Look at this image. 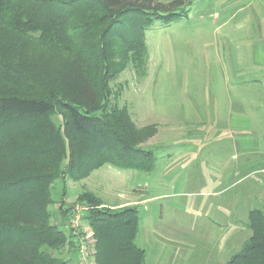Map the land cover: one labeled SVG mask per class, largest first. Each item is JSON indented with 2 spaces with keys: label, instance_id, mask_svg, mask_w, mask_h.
Masks as SVG:
<instances>
[{
  "label": "rangeland",
  "instance_id": "1",
  "mask_svg": "<svg viewBox=\"0 0 264 264\" xmlns=\"http://www.w3.org/2000/svg\"><path fill=\"white\" fill-rule=\"evenodd\" d=\"M192 1L187 16L145 30L143 75L128 65L109 83L112 103L127 110L134 127H155L138 145L153 152V170L104 165L82 180L65 177L51 186V223L65 232L60 257L68 264L79 258L95 264V239L83 221L90 208L78 202L82 194L99 199L101 209L136 208L135 243L145 264H227L251 236L249 212L264 213V70L251 63L252 46L264 45V0ZM34 51L51 67L64 58L52 48ZM238 115L251 118L253 126H235ZM52 120L62 122L58 115ZM239 134L259 138L260 151L247 164L234 157ZM216 171L223 177L220 188L237 179L238 185L209 197ZM147 198L153 200L138 205ZM217 201L227 207L236 202L235 213L218 211ZM77 209H83L82 222L73 231L69 221Z\"/></svg>",
  "mask_w": 264,
  "mask_h": 264
},
{
  "label": "trees",
  "instance_id": "2",
  "mask_svg": "<svg viewBox=\"0 0 264 264\" xmlns=\"http://www.w3.org/2000/svg\"><path fill=\"white\" fill-rule=\"evenodd\" d=\"M192 5L0 0V264H68L60 257L65 232L49 212L55 181H79L104 165L153 170V152L138 145L155 127H134L112 103L109 83L128 65L143 75L145 30L187 16ZM37 47L64 58L51 67L39 61ZM78 202L90 208L83 221L95 239V264H145L135 207L101 209L88 194ZM247 219L251 236L227 264H264V213L251 210Z\"/></svg>",
  "mask_w": 264,
  "mask_h": 264
},
{
  "label": "crops",
  "instance_id": "3",
  "mask_svg": "<svg viewBox=\"0 0 264 264\" xmlns=\"http://www.w3.org/2000/svg\"><path fill=\"white\" fill-rule=\"evenodd\" d=\"M231 18L233 19L234 17L233 16H230V19H228L227 21H230ZM259 56L262 58V61L263 63H257L256 62V57ZM251 63L253 66H256L258 68H260L261 70H264V45H261V44H255L252 46V57H251ZM234 120L236 121L235 122V126L241 124V123H245V125H247V127H249V129L251 128V126H253V122H252V119L247 117V116H236V118H234ZM236 130V128H235ZM259 138L257 137H253L252 134H239L238 136L234 137V140H233V148H234V151H235V156L236 157V160L238 159H242L244 158L245 161H246V164L247 163H250V161H248V157L250 156H253L257 153H259L260 151V148H259ZM236 168V166L234 167ZM235 174H236V170H235ZM212 185H214V188H212V190L208 191L210 193H205L206 196H212V197H220L222 196L223 194H226L227 191L231 190V189H234L237 185H238V179L231 183L230 182V186H227V187H223V188H220L219 185L222 183L223 181V177L221 176V172L220 171H216V173H213V176H212ZM251 178V177H250ZM249 178V179H250ZM236 196H233V201H237V197L235 198ZM153 200V198H147V199H141L139 200V204L138 205H141V204H144L145 202H149ZM236 202L233 203V205H224L222 204L221 201H217L215 202V204L213 205V207H216L218 211H220L221 209L224 210V212L226 210L227 213L228 212H233L235 213L234 209L236 210V206H235ZM221 207V209H220ZM234 208V209H232ZM230 224V223H229Z\"/></svg>",
  "mask_w": 264,
  "mask_h": 264
},
{
  "label": "built area",
  "instance_id": "4",
  "mask_svg": "<svg viewBox=\"0 0 264 264\" xmlns=\"http://www.w3.org/2000/svg\"><path fill=\"white\" fill-rule=\"evenodd\" d=\"M77 210H78L77 213H75V215L73 217H71L70 221H69L70 228L73 229V231L75 229H77L80 226L81 222H82V218H81L82 216H81L80 212L83 209H77ZM81 256L82 255L80 254L79 257H81ZM78 264H88V262H87L86 258H83V259L79 258L78 259Z\"/></svg>",
  "mask_w": 264,
  "mask_h": 264
}]
</instances>
